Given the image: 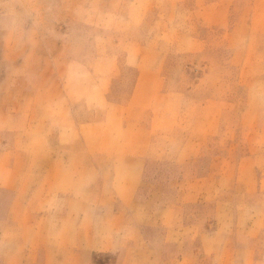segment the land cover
Here are the masks:
<instances>
[{"label":"rangeland","instance_id":"rangeland-1","mask_svg":"<svg viewBox=\"0 0 264 264\" xmlns=\"http://www.w3.org/2000/svg\"><path fill=\"white\" fill-rule=\"evenodd\" d=\"M6 38L24 39L26 52L40 38L71 53L88 47V68L117 73L124 98L142 81L155 154L124 225L139 223L147 251L124 253L123 263L264 264V0H0ZM6 88L3 102L24 100ZM102 191L105 203L85 215L91 247L111 233L105 216L117 206L107 205L115 189ZM4 247L16 263V244L0 243V264ZM75 254L83 264L121 259L117 250ZM39 261L26 251L25 264Z\"/></svg>","mask_w":264,"mask_h":264},{"label":"crops","instance_id":"crops-1","mask_svg":"<svg viewBox=\"0 0 264 264\" xmlns=\"http://www.w3.org/2000/svg\"><path fill=\"white\" fill-rule=\"evenodd\" d=\"M16 40L0 43V86L7 85L2 90L26 93L24 100L3 102L10 94L0 99V143H6L0 150V208H6L0 243L16 244L18 260L9 262L5 254L12 252L4 247L1 264H25L26 251L40 253L38 264H83L74 263L73 253L94 249L117 250L119 264H125L124 253L147 251L135 229L139 223L124 225L129 211L134 218L133 197L155 154L148 118L156 115L151 101L141 98L146 89L137 81L128 97L120 96L112 85L117 73L88 68V47L71 53L69 44L53 47L40 38L26 52L24 39ZM105 187L116 191L107 205L117 206L105 216L111 233L91 247L85 215L105 203Z\"/></svg>","mask_w":264,"mask_h":264}]
</instances>
